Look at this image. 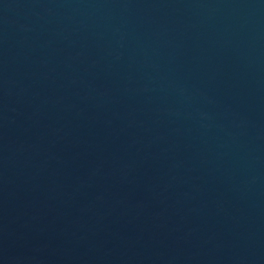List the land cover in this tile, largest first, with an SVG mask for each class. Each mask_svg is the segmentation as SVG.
<instances>
[{
    "label": "water",
    "instance_id": "water-1",
    "mask_svg": "<svg viewBox=\"0 0 264 264\" xmlns=\"http://www.w3.org/2000/svg\"><path fill=\"white\" fill-rule=\"evenodd\" d=\"M0 264H264V0H0Z\"/></svg>",
    "mask_w": 264,
    "mask_h": 264
}]
</instances>
